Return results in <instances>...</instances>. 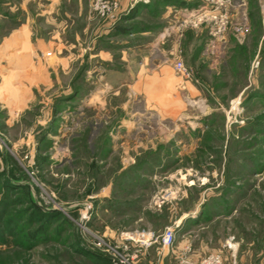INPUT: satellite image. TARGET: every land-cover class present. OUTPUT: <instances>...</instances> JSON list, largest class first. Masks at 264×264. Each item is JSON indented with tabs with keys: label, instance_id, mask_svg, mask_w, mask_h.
Masks as SVG:
<instances>
[{
	"label": "rangeland",
	"instance_id": "374dc122",
	"mask_svg": "<svg viewBox=\"0 0 264 264\" xmlns=\"http://www.w3.org/2000/svg\"><path fill=\"white\" fill-rule=\"evenodd\" d=\"M179 2L0 0V264H104L93 235L141 231L157 242L131 264L264 259V0H236L221 40ZM152 48L176 78L164 116L119 78Z\"/></svg>",
	"mask_w": 264,
	"mask_h": 264
},
{
	"label": "built area",
	"instance_id": "2783aa9c",
	"mask_svg": "<svg viewBox=\"0 0 264 264\" xmlns=\"http://www.w3.org/2000/svg\"><path fill=\"white\" fill-rule=\"evenodd\" d=\"M236 0H201V5L194 15L183 20V24L191 28H204L208 34L221 40L228 28L232 11L234 9ZM175 71L184 80L191 78V73L188 68L181 61L174 64ZM238 104V101L236 105ZM92 249L103 252L112 264H131L137 253L150 247L157 242V238L149 232H135V233H121L119 237L114 240L92 236ZM118 241V242H117ZM176 232L173 228H166L160 237V245L168 252L172 251L175 246ZM117 242V243H115ZM127 245H134L136 247L132 258L122 257L116 250L127 249ZM232 248V247H230ZM181 264H222V259L217 254L207 256L201 262H191L185 257L180 258Z\"/></svg>",
	"mask_w": 264,
	"mask_h": 264
},
{
	"label": "crops",
	"instance_id": "0c3cea01",
	"mask_svg": "<svg viewBox=\"0 0 264 264\" xmlns=\"http://www.w3.org/2000/svg\"><path fill=\"white\" fill-rule=\"evenodd\" d=\"M148 47L150 48V46ZM137 56L136 60L132 59V61L125 64L119 78H123L124 75H129L132 78L133 98L136 97L137 99L131 98V103H135L133 105L141 106L142 109L146 107V109H151L153 112L157 111L158 114L164 116L165 111L161 109L165 110L166 105L169 103H178L177 97L173 98L171 95V89L176 78L168 66L164 52L160 49L157 51L152 48L148 54H144L146 57L143 56L140 59ZM157 118L159 119L158 115L154 119ZM238 246V243L235 242L232 251L228 249L223 264H232L233 256L235 264H245L247 262L245 257H237ZM263 260H259V263H263Z\"/></svg>",
	"mask_w": 264,
	"mask_h": 264
},
{
	"label": "trees",
	"instance_id": "16d2710c",
	"mask_svg": "<svg viewBox=\"0 0 264 264\" xmlns=\"http://www.w3.org/2000/svg\"><path fill=\"white\" fill-rule=\"evenodd\" d=\"M166 1H170V2H175V3H181L182 4V2H179V0H166ZM98 258H99V260H100V262L101 263H104V264H109L110 262H109V260L106 258V257H103V256H101V255H98Z\"/></svg>",
	"mask_w": 264,
	"mask_h": 264
},
{
	"label": "bare ground",
	"instance_id": "6f19581e",
	"mask_svg": "<svg viewBox=\"0 0 264 264\" xmlns=\"http://www.w3.org/2000/svg\"><path fill=\"white\" fill-rule=\"evenodd\" d=\"M236 103H237V102L235 101V103H234V106H235V107H234V108H236V107H237Z\"/></svg>",
	"mask_w": 264,
	"mask_h": 264
}]
</instances>
